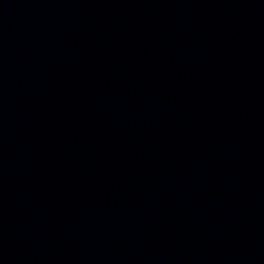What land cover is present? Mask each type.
<instances>
[{
	"label": "water",
	"instance_id": "water-1",
	"mask_svg": "<svg viewBox=\"0 0 264 264\" xmlns=\"http://www.w3.org/2000/svg\"><path fill=\"white\" fill-rule=\"evenodd\" d=\"M0 264H264V0H0Z\"/></svg>",
	"mask_w": 264,
	"mask_h": 264
}]
</instances>
